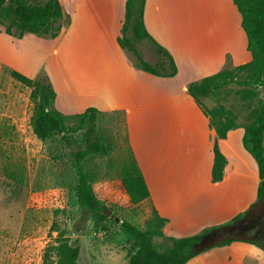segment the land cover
Instances as JSON below:
<instances>
[{"label":"crops","instance_id":"obj_1","mask_svg":"<svg viewBox=\"0 0 264 264\" xmlns=\"http://www.w3.org/2000/svg\"><path fill=\"white\" fill-rule=\"evenodd\" d=\"M59 1L68 19L61 29L62 51L77 52L80 92L72 103L96 107L98 119L103 114H122L128 146L149 190L143 201L167 219L163 233L192 235L247 210L257 199L260 179L255 161L241 145L243 128L238 124L225 138H217L208 117L187 92L190 82L216 73L227 62L236 66L251 59L241 16L233 11L236 23L223 30L231 35L229 40L226 34L225 40L217 39L218 29L212 39L203 27L183 25L179 9L145 0V28L177 67L174 76L160 77L139 69L135 56L118 43L126 0H71L67 7ZM138 52L146 62L158 60L154 52ZM215 142L225 165L221 180L213 182ZM212 249L213 253L255 252L260 262L252 264H264L263 251L248 242ZM201 255L186 264H196L191 261Z\"/></svg>","mask_w":264,"mask_h":264},{"label":"rangeland","instance_id":"obj_2","mask_svg":"<svg viewBox=\"0 0 264 264\" xmlns=\"http://www.w3.org/2000/svg\"><path fill=\"white\" fill-rule=\"evenodd\" d=\"M63 1L67 7L71 0ZM154 2L161 7L179 9L183 25L203 27L207 37L212 39L216 37L213 32L218 29L217 39L225 40L222 35L226 34L229 40L231 35L224 31L236 23L233 11L240 17L232 0ZM59 23L63 28L67 17ZM3 28L0 24V264H49L43 262L45 248L55 243L61 230L71 242L79 245L78 264H129L128 257L134 247L122 232L120 223L127 220L144 230L151 206L146 201L131 203L121 184L122 165L131 159L122 114L100 115L97 130L108 145V151L90 154L84 160L88 178L107 215L98 220L76 202L77 178L68 157L69 150L82 142L81 132L75 128L76 119L72 117L66 121L69 147L62 138L63 133L39 139L31 127L34 107L31 89L10 76V69H14L32 79L40 78L56 93L53 108L67 115L83 112L85 108L72 103L80 92L76 49L62 51V30L54 38L32 33L17 38L5 34ZM136 49L154 52L158 56L154 65L161 61L160 54L147 41L138 43ZM225 67L234 69L235 65L227 62ZM242 87L231 83L216 94L202 98L201 103L206 108L223 105L242 127L258 112L264 86L255 88V95L248 99L237 94ZM247 237L259 240L258 236ZM154 243L163 248L165 242L156 238ZM211 248L201 251L199 254L203 255L191 262H260L255 252L213 253ZM53 259L51 256L50 264H55ZM261 262L264 263V252Z\"/></svg>","mask_w":264,"mask_h":264},{"label":"trees","instance_id":"obj_3","mask_svg":"<svg viewBox=\"0 0 264 264\" xmlns=\"http://www.w3.org/2000/svg\"><path fill=\"white\" fill-rule=\"evenodd\" d=\"M5 1L9 4L5 5ZM232 1L241 16L240 26L246 35L247 50L251 54V59L236 65L234 69L225 67L200 80L190 82L187 86L188 94L208 117L209 125L214 129L217 138H225L227 132L237 127L238 123L235 116L223 105L204 107L201 103L202 98L216 94L231 83H237L243 86L237 94L242 99H248L255 95V88L264 86V0ZM144 3L145 0H126L118 43L135 56V65L139 69L160 77L174 76L177 73V67L172 56L152 38L145 28ZM63 17L64 12L59 0H0V24L4 27V33L9 36L21 38L25 33H32L54 38L62 28L59 21ZM142 41H147L160 54L161 61L156 65L143 60L137 51L136 45ZM10 76L31 89L30 99L34 104L31 127L39 139L45 140L63 133L62 138L69 147L65 133L66 121L72 117L76 119L75 128L81 132L82 142L77 148L68 152L70 165L77 178L76 202L81 209L90 212L98 220L107 217L103 203L96 196L84 167V160L88 155L108 151V145L97 130L98 109L89 106L80 113L63 114L52 106L55 91L49 83L40 78L32 79L14 69H10ZM242 128L241 145L255 161L260 179L257 201L264 188L262 183L264 180V98L259 101L258 112ZM128 150L131 159L122 165L121 184L129 201L138 203L149 197V190L129 146ZM213 153L211 180L215 182L222 178L225 157L219 151L216 142ZM150 206L151 214L145 222L144 230L134 227L127 220H122L120 223L122 232L134 247L128 257L129 264H186L203 251L197 249L196 245L206 235L214 236L218 230L228 237H220L211 247L243 241L254 244L264 252V232L259 234V240H255L249 239L239 231L242 228L240 223L245 220L248 209L220 225L205 227L192 235L175 237L163 233L167 219L160 216L151 204ZM156 238H162L165 242L163 248L154 243ZM79 249V245L71 242L61 230L58 232L55 243L45 248L43 262L50 264L51 256H54L55 264H78Z\"/></svg>","mask_w":264,"mask_h":264},{"label":"water","instance_id":"obj_4","mask_svg":"<svg viewBox=\"0 0 264 264\" xmlns=\"http://www.w3.org/2000/svg\"><path fill=\"white\" fill-rule=\"evenodd\" d=\"M5 5H8L9 3L7 1L4 2ZM13 6V5H11ZM263 183V187H264V180L262 181ZM264 215V188H263V193L261 195V197L255 201L249 208H248V212L246 215V218L243 222H241V225L244 224H250L255 222L257 219H259L260 217H262ZM115 220H119L118 217H115ZM220 237H228L227 235H225L223 232H221L220 230L216 231L214 236L211 235H206L201 242H199L196 246L197 249L199 250H205L207 248H210L211 246H213V244L220 238ZM251 239V238H249Z\"/></svg>","mask_w":264,"mask_h":264},{"label":"flooded vegetation","instance_id":"obj_5","mask_svg":"<svg viewBox=\"0 0 264 264\" xmlns=\"http://www.w3.org/2000/svg\"><path fill=\"white\" fill-rule=\"evenodd\" d=\"M239 231L247 236L259 237V234L264 232V215L253 223L242 225V228Z\"/></svg>","mask_w":264,"mask_h":264}]
</instances>
